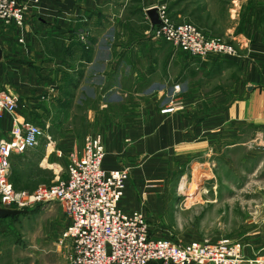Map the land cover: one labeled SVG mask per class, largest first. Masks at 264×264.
<instances>
[{
    "label": "crops",
    "instance_id": "0c3cea01",
    "mask_svg": "<svg viewBox=\"0 0 264 264\" xmlns=\"http://www.w3.org/2000/svg\"><path fill=\"white\" fill-rule=\"evenodd\" d=\"M128 2L42 0L29 13L21 37L9 33L8 55L0 33V92L16 96L15 116L22 123L38 125L45 135L38 147L11 157L23 170L12 179L29 187L44 178L43 172L52 171L60 178V170L67 167L65 152L71 150L69 157L85 144L78 148L75 134L66 128L67 117L97 106L111 110L88 115L90 130L97 131L92 134L101 133L105 139L104 169H130L143 180L138 190L132 182L127 185L122 210L142 212L145 182L164 179L170 166L182 174L199 166L205 176L212 174L213 179L205 181L212 204H236L238 194L231 189L241 185L223 178V173L241 174L248 163L251 180L255 177L258 182L259 173L264 178V32L250 23L246 26L250 32L233 37L241 45L238 57L212 56L203 61L154 40L157 26L148 12L156 7H135L134 2L128 6ZM127 17L132 23L148 19L150 29L131 36L125 27ZM20 38L25 48L18 44ZM51 42L56 44L54 52ZM176 84L184 92L167 111V95ZM13 118L6 114L0 119V142L10 138ZM64 135L67 139L53 147L54 138ZM31 152L38 156H25ZM226 189L231 192L228 198ZM253 199L264 207V195ZM263 213L256 212L251 218L257 222L246 224L258 238L245 248L243 257L254 264H264V223L258 221Z\"/></svg>",
    "mask_w": 264,
    "mask_h": 264
},
{
    "label": "rangeland",
    "instance_id": "374dc122",
    "mask_svg": "<svg viewBox=\"0 0 264 264\" xmlns=\"http://www.w3.org/2000/svg\"><path fill=\"white\" fill-rule=\"evenodd\" d=\"M133 2L135 7L144 5L146 9L153 6L157 10L162 9L175 25H192L205 37L225 42L236 51V55L233 57H238L241 53V45L233 38L234 36L237 37L236 34L250 32L251 30L246 29L250 23L264 32V0H129L127 5H131ZM34 9L31 8L27 13L26 22L29 13ZM127 18L129 19L125 27L130 30L131 36H141L145 33L143 31L150 29L148 19L143 21L142 17L140 21H133L134 23H132L130 22L131 18ZM143 25L146 26V29ZM25 29V26L21 29H0L1 38H3L1 46L6 49L7 55L9 53V41L12 38L9 37L11 35L9 33H18L21 37ZM230 29L235 30L234 35L228 34ZM147 33H151V31ZM82 36L81 39L86 40ZM18 44L25 48L23 38L18 40ZM53 45L54 43L51 42L52 52L56 48H54L56 44ZM46 50L50 51V45L46 46ZM167 52L169 53V51ZM109 111L111 110L108 108L102 110L97 106H90L88 109L75 110L67 117L69 124L66 128L72 129L78 148L82 147L90 135H102L101 133L92 134V132L97 131L93 127L90 130L88 115L95 112L106 115ZM70 134L72 135V133ZM65 135L54 138L55 142L53 141L52 146L58 148L61 143L58 141L63 142L67 139ZM68 149L66 148V150ZM69 152H65V163H67ZM25 156L32 159L34 156H38V153H26ZM16 161L11 160L10 174L12 186L17 191L33 192L42 185H57L66 177L65 167V169L60 170V178L58 179L52 171H48L46 174L43 172L44 178L35 184L33 183V186L16 185L12 178L20 175L19 170L23 174L19 162ZM248 166V163L243 164L241 174L225 172L222 175L223 178L226 177L228 180L241 185V187L231 189L233 193L238 194L235 197L236 204H229V201L220 206L212 204L211 190H205V181L212 180V174L206 173L205 176V172L199 170V166L197 170L186 174L177 171V167L172 169L170 166L168 169L171 171L163 173L164 179L145 182L148 188L141 190L143 211L137 212L144 214L151 230V238L168 240L176 244H191L205 240L214 245L221 243L228 246L240 245L242 252H244L245 248L247 249L248 245L253 242L252 240L258 238L251 235L253 232L248 231L250 224H246L256 223L257 220L251 217L256 212L264 211V207L257 206L253 202L254 197L264 195V178L262 173H259L258 182H255V177L251 180ZM176 171L177 173H175ZM130 175L127 185L132 182L133 188L138 190V184H143V180H139L137 175L132 174L131 171ZM182 175H186L185 179L181 178ZM41 183L45 184L40 185ZM34 185L37 186L34 187ZM225 191L228 198L231 192L228 189ZM148 199L151 204L148 203ZM4 210L17 212V215L9 221L6 220L5 223H0V264H72L70 260L72 242L66 235L69 220L65 217L59 204L50 203L30 209L11 208ZM258 221L264 223V213L260 215ZM245 229L248 233L242 235L241 232Z\"/></svg>",
    "mask_w": 264,
    "mask_h": 264
},
{
    "label": "built area",
    "instance_id": "2783aa9c",
    "mask_svg": "<svg viewBox=\"0 0 264 264\" xmlns=\"http://www.w3.org/2000/svg\"><path fill=\"white\" fill-rule=\"evenodd\" d=\"M42 0H0V29L25 26L31 8ZM161 24L152 34L158 42L190 57L207 60L212 56L233 57L236 51L219 39L205 37L189 24L175 25L166 12L158 9ZM181 84L167 95L170 111L183 94ZM19 100L0 92V119L13 115L7 141L0 142V206L4 209H30L57 203L69 220L67 237L72 242V264H254L243 257L240 245H214L209 241L176 244L151 238L148 222L141 212L127 213L121 208L130 170L104 169L106 146L102 135L86 138L81 152L68 157L66 177L54 186L17 191L11 183V157L40 145L45 137L41 128L22 123L16 113Z\"/></svg>",
    "mask_w": 264,
    "mask_h": 264
},
{
    "label": "water",
    "instance_id": "95a60500",
    "mask_svg": "<svg viewBox=\"0 0 264 264\" xmlns=\"http://www.w3.org/2000/svg\"><path fill=\"white\" fill-rule=\"evenodd\" d=\"M149 18L154 26H159L161 24L158 10L154 8L148 12ZM17 215V212L7 211L0 206V219H7L11 216Z\"/></svg>",
    "mask_w": 264,
    "mask_h": 264
}]
</instances>
